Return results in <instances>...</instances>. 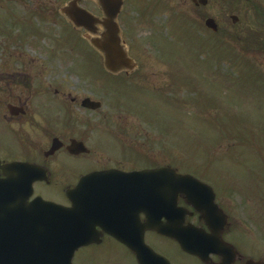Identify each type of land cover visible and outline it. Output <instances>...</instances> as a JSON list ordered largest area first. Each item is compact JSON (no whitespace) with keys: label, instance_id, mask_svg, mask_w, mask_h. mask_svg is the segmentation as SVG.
Listing matches in <instances>:
<instances>
[{"label":"rangeland","instance_id":"obj_1","mask_svg":"<svg viewBox=\"0 0 264 264\" xmlns=\"http://www.w3.org/2000/svg\"><path fill=\"white\" fill-rule=\"evenodd\" d=\"M4 1L0 0L4 7L0 10V32L6 35H0V63L10 64L7 69L29 60L49 59L51 66L60 60L67 68L62 65L55 75L61 76L60 82L64 81L70 93L83 90L82 96L102 100L100 116L132 117L124 126L137 128L133 141L143 158L155 150L149 148H156V162L165 163L161 158L167 151L181 174L195 176L215 191L264 185L262 159H258L264 153V0H207L208 6L198 11L184 0H126L118 23H129L125 28L121 23L122 33L132 45L131 57L140 70L132 75L139 85L116 83L131 95L124 111L122 106L115 109L116 99L103 91L111 83H99L104 77L101 67L70 28L65 31L67 42L57 52L52 43H58L59 38L44 36L52 29H59L63 36L65 25L56 27L48 14L47 23L28 20L31 24L27 22L30 25L25 29L17 21L39 6L58 12L68 0H25L14 5V13ZM85 7L91 11L95 3ZM230 17L238 22L233 24ZM207 19L215 21L218 34L205 30ZM15 21L17 26H13ZM29 66L26 73L36 76L38 71L44 75L50 72V68ZM234 130L240 131L236 140L222 137ZM35 189L46 199L62 196L45 186ZM253 190L264 194V188ZM108 249H89L84 253L91 258L87 264H101ZM114 250L112 255L130 261L126 250L115 246ZM76 262L86 264L81 259ZM183 264L189 263L183 260Z\"/></svg>","mask_w":264,"mask_h":264},{"label":"flooded vegetation","instance_id":"obj_2","mask_svg":"<svg viewBox=\"0 0 264 264\" xmlns=\"http://www.w3.org/2000/svg\"><path fill=\"white\" fill-rule=\"evenodd\" d=\"M123 1L117 22L126 8V1ZM184 1L191 4V0ZM89 2L95 3L94 9L89 12L101 21L104 18L103 13L95 0L83 2L80 6L87 10L85 6ZM34 12L33 16L42 15L44 19H48L49 15L56 27L69 25L77 33L75 35L79 40L92 51L102 69L101 56L89 45L85 38L88 35L83 29H75L59 10L55 12L47 5L35 8ZM121 23L124 28L129 25L127 21L122 20ZM96 28L94 38L99 39L103 28ZM128 32L126 29V33ZM120 34L122 47H125L127 55L133 60L132 45L124 39L122 26ZM53 44L56 49L61 48L60 39L58 43ZM48 62L49 59L29 60L23 66L16 63V66H11L14 68L12 70L6 68L10 66L7 62V66L0 63V162L2 165H32L44 172L43 178L47 183L33 185V198L39 196L35 189L38 186L55 189L61 192V199H42L66 208L72 205L65 193L76 189L78 182L86 175L129 174L144 169L173 168V156L167 151H164L165 157L161 158L165 163L156 162L157 158L153 154L156 148H149V151L155 150L142 157L135 139V142L133 141V136L138 134L137 128L130 130L131 127L124 126L131 121V116L115 119H110L106 113L100 116L103 101L87 95L82 96L83 90H77L75 95L70 93L68 86L65 88L64 81L60 82L61 76L55 75L62 65L67 67L62 61L52 66ZM29 65H39L41 69L50 68V72L44 75L38 71L37 76L28 71L26 73ZM139 70L138 66L132 72L124 70L112 73L102 70L104 77L99 79V83H111L112 86H104L103 91L108 92L113 88V93L110 94L116 99L115 109L122 106L123 110L127 102L131 101V95L125 92L127 88L118 84L127 81L139 85L132 78L135 71ZM85 99L100 103L101 109H85L82 107ZM122 101L126 103L123 104ZM83 116L88 120L82 118ZM236 157L232 159L236 160ZM258 159H262L264 168V153L259 154ZM0 178H3L2 172ZM199 181L203 182L200 179ZM111 185L116 189L121 187L117 183ZM93 188L95 189L94 186ZM259 188H264V185L221 189L222 191L212 188L213 193L198 194V201L177 196L175 199L162 197L137 200L117 197L79 202L77 205L95 204L96 208L92 214H85L81 210L79 216L91 218L95 233L92 240H96L97 244L78 248L71 262L76 264V261L81 259L87 264L91 258H86L85 252H89V249L109 247L100 260L101 264H183V260L189 264H264V194L253 190ZM180 213L184 215L183 226L180 225ZM28 214L30 213L12 212L6 216ZM2 217L5 216L1 212L0 218ZM34 220L23 219L12 226L0 227V246L14 249V252L9 253L11 255L26 254L33 258L35 263L66 264V258L71 255L69 248L64 246L69 231L58 229L61 226L58 224L36 223L40 218ZM169 220L174 234L189 230L191 244L194 246L192 254L185 253L176 241L162 237L153 229L155 226L168 225ZM2 223L0 221L1 225ZM117 238L142 239L144 248H141L138 255L135 250L127 249L118 243ZM199 244H202L201 249ZM114 246L126 250L130 261L112 255Z\"/></svg>","mask_w":264,"mask_h":264},{"label":"water","instance_id":"obj_3","mask_svg":"<svg viewBox=\"0 0 264 264\" xmlns=\"http://www.w3.org/2000/svg\"><path fill=\"white\" fill-rule=\"evenodd\" d=\"M199 4L202 6H206L207 2L205 0H198ZM100 2L103 12L105 13L107 20H105L102 24H104L105 33L102 36L101 40H91L90 44L94 46L97 50H99L105 56L104 65L111 72L118 71L121 69H132V62L128 59L125 52H123L122 48L119 45L118 38V28L113 23V20L118 15L119 8L121 7L122 1L120 0H98ZM192 2L197 5V0H192ZM62 13L65 14L72 21L74 25L77 27H83L87 31L94 33L95 25L97 22L89 16L84 11L77 9V2H71L68 7L62 10ZM234 22L237 21L236 18H233ZM207 29L213 30L216 32V25L212 19H209L206 22ZM91 102L89 100L85 101L83 106L88 109H98L100 105L93 104L94 107H90ZM92 105V104H91ZM35 168L27 167L25 165H17L12 164L10 166H1L0 170L3 172V176L5 180L0 179V214L4 213L6 216L8 213L18 212L23 210H33L40 209L43 211L40 216L34 217H44L39 221H36L38 224L51 223H63V230H69V238L64 243L65 247L69 246L71 251L70 257L66 258V264H71V257L76 249L81 246H89L91 243H96L95 240H90V236L92 235L91 231L93 230L92 226H89L87 220L82 221L78 216V212L81 210L79 208L80 205H76L77 200L76 195L79 194L71 192L67 193V198L72 203L70 209L61 208L53 205L51 203L45 202L40 198L34 199L31 204H28V199L32 196V184L37 180L35 178L33 172ZM114 177L111 174H97L87 176L82 179L78 186H86V185H97V184H107ZM123 182L129 185L128 191L129 195L134 197H141V199H152V198H162V197H175L176 196H186L187 198L194 197L195 194H203L204 191H210L207 186L202 185L197 182L195 179L193 180L189 176H179L174 171H170L167 169L161 170H150L143 171L140 174L131 173L129 175H121L117 178V181ZM136 184V185H135ZM83 194V192H80ZM91 195V199L94 192H87ZM84 195V194H83ZM86 195V194H85ZM140 199V200H141ZM89 211H92L93 207L89 206ZM86 212V209H84ZM27 218L33 220L34 218ZM22 218L19 216L12 217H2L0 221H2V225L4 226H12L15 222L20 221ZM60 229V228H59ZM161 235L168 236L172 239H176L182 247V249L187 253H192L194 248L191 245L190 235L188 231L183 232L180 235L170 233L168 229H158L157 230ZM118 241L124 244L128 248L140 247V244L131 243L129 239L121 238ZM15 250L10 248H4L0 246V264H40L35 263L33 258H30L26 254H9L10 252H14Z\"/></svg>","mask_w":264,"mask_h":264}]
</instances>
